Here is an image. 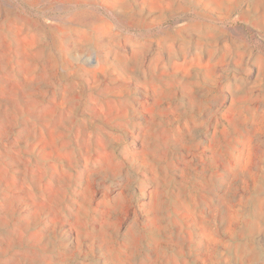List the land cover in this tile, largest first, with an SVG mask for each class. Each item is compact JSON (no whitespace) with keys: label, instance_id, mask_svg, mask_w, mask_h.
Wrapping results in <instances>:
<instances>
[{"label":"rangeland","instance_id":"rangeland-1","mask_svg":"<svg viewBox=\"0 0 264 264\" xmlns=\"http://www.w3.org/2000/svg\"><path fill=\"white\" fill-rule=\"evenodd\" d=\"M0 264H264V0H0Z\"/></svg>","mask_w":264,"mask_h":264}]
</instances>
